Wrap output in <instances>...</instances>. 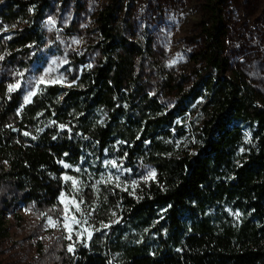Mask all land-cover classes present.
Here are the masks:
<instances>
[{"label": "trees", "instance_id": "16d2710c", "mask_svg": "<svg viewBox=\"0 0 264 264\" xmlns=\"http://www.w3.org/2000/svg\"><path fill=\"white\" fill-rule=\"evenodd\" d=\"M51 1L0 3L1 23L29 25L0 36L12 62L43 42ZM227 1H204L188 74L158 68L167 104L142 75L149 40L126 37L130 0L97 13L99 56H73L69 85L0 80V214L24 205L56 222L55 264H264V104L228 75ZM65 206L81 221L71 233Z\"/></svg>", "mask_w": 264, "mask_h": 264}, {"label": "rangeland", "instance_id": "374dc122", "mask_svg": "<svg viewBox=\"0 0 264 264\" xmlns=\"http://www.w3.org/2000/svg\"><path fill=\"white\" fill-rule=\"evenodd\" d=\"M130 1L126 37L140 43L149 40L153 52L143 63L142 75L148 81V89L167 104L170 98L159 90L157 70L163 68L178 78L188 74L191 56L203 44L201 22L205 19V0ZM107 3L108 0H52L49 16L41 23L44 40L31 45L27 59L17 55L12 62L7 58L10 53L0 49V80L11 81L9 86H15L12 89L21 83L33 86V90L38 83L69 85L82 67L72 68L73 56L86 64L99 56L95 18ZM224 13L228 75L250 86L264 104V0H228ZM28 27L22 15L10 27L0 22L2 41ZM240 127L247 144L249 127L243 124ZM242 152L240 149L239 153ZM3 166L7 168L5 161ZM0 188L2 210L3 196L11 187L5 184ZM0 219V264H55L60 247L58 233L48 230L44 214L21 205L13 213L3 210Z\"/></svg>", "mask_w": 264, "mask_h": 264}, {"label": "snow or ice", "instance_id": "6c2138e0", "mask_svg": "<svg viewBox=\"0 0 264 264\" xmlns=\"http://www.w3.org/2000/svg\"><path fill=\"white\" fill-rule=\"evenodd\" d=\"M13 87H15V86H9V91H11ZM30 95H32V93H29V96H30ZM29 96H26V97H25V101H26V102L28 101ZM25 135H27V133H25ZM65 167H68V166L65 165ZM68 179H70V177H65V180H68ZM75 184H76V181L73 180V185L75 186ZM62 195H63V194H62ZM75 208H76L77 211H79V204H75ZM69 212H70V209H69L67 206H65V208H64V213H65V215H64V218H63V220H64V225H63V226H64V228H65L69 233H71V231H72V225H73V224L78 225V224L81 223V221L78 220V219H76L75 216H70V215H69ZM48 223H49V225H50L51 227H56V222H54L51 218H49ZM85 231H87V229H85ZM68 238L71 239V236L69 235ZM68 250H69V251H72L71 246H69V249H68Z\"/></svg>", "mask_w": 264, "mask_h": 264}]
</instances>
